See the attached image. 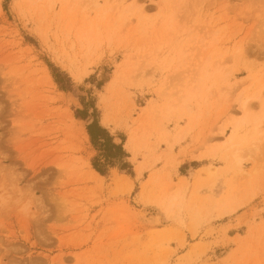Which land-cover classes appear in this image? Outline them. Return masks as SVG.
Segmentation results:
<instances>
[{"label": "rangeland", "instance_id": "rangeland-1", "mask_svg": "<svg viewBox=\"0 0 264 264\" xmlns=\"http://www.w3.org/2000/svg\"><path fill=\"white\" fill-rule=\"evenodd\" d=\"M0 264H264V0H0Z\"/></svg>", "mask_w": 264, "mask_h": 264}, {"label": "trees", "instance_id": "trees-1", "mask_svg": "<svg viewBox=\"0 0 264 264\" xmlns=\"http://www.w3.org/2000/svg\"><path fill=\"white\" fill-rule=\"evenodd\" d=\"M55 82L60 84L57 80ZM90 143L97 152L92 160L93 169L101 176H107L112 168L127 171L130 174L131 166L127 162L128 154L124 151L122 144H116L109 132L93 120L86 126Z\"/></svg>", "mask_w": 264, "mask_h": 264}, {"label": "bare ground", "instance_id": "bare-ground-1", "mask_svg": "<svg viewBox=\"0 0 264 264\" xmlns=\"http://www.w3.org/2000/svg\"><path fill=\"white\" fill-rule=\"evenodd\" d=\"M106 118V117H105ZM104 121H105V119H104ZM105 123V122H104ZM233 140V139H232ZM238 158V157H237ZM236 158V159H237ZM209 170V169H208ZM97 176H98V174L96 173V172H94ZM137 173L139 174V175H141V173H142V168H139V169H137ZM228 195H229V193H228ZM228 197V196H227Z\"/></svg>", "mask_w": 264, "mask_h": 264}]
</instances>
